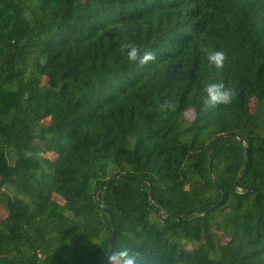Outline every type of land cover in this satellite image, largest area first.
Segmentation results:
<instances>
[{
    "label": "trees",
    "instance_id": "trees-1",
    "mask_svg": "<svg viewBox=\"0 0 264 264\" xmlns=\"http://www.w3.org/2000/svg\"><path fill=\"white\" fill-rule=\"evenodd\" d=\"M0 203V264H104L113 229L141 264H264V0H0Z\"/></svg>",
    "mask_w": 264,
    "mask_h": 264
},
{
    "label": "clouds",
    "instance_id": "clouds-1",
    "mask_svg": "<svg viewBox=\"0 0 264 264\" xmlns=\"http://www.w3.org/2000/svg\"><path fill=\"white\" fill-rule=\"evenodd\" d=\"M121 51L127 56L129 62L144 65L149 61L155 59L151 52H143L131 42H124L121 45ZM225 60V53L223 51H214L209 53L208 61L216 68L223 67ZM207 100L209 103L215 104H229L232 101L233 93L227 89L222 83L211 84L207 87ZM110 261L119 260L121 264H141L140 255L127 248H122L113 252L109 256Z\"/></svg>",
    "mask_w": 264,
    "mask_h": 264
},
{
    "label": "water",
    "instance_id": "water-1",
    "mask_svg": "<svg viewBox=\"0 0 264 264\" xmlns=\"http://www.w3.org/2000/svg\"><path fill=\"white\" fill-rule=\"evenodd\" d=\"M227 136H236L235 134H233V133H228V134H223V135H221V136H219L216 140H215V142H214V144L212 145V147H211V149H213L221 140H223L225 137H227ZM247 158H248V152L246 151V160H247ZM121 177H123V178H131V177H129V176H127V175H121ZM118 178V176L116 175V176H114V177H112L111 179H109L108 181H107V183H106V185H109V184H111L115 179H117ZM142 180V179H141ZM149 186H150V184H149ZM237 186H238V182H237ZM104 189H105V187H103L99 192H98V194H97V198H98V201H99V203L101 204V196H102V193H103V191H104ZM149 195H150V199H152V195H151V190L149 191ZM223 197H224V195L222 196V198H221V200L220 201H218L217 203H215L214 205H212L210 208H208L203 214H208L209 212H211L212 210H214V209H216L220 204H222V202H223ZM114 236H115V234H114V229L112 230V233H111V237H110V240H109V253H108V255H107V257H106V259H105V261H104V264H108V262H109V256H111V254H112V252H113V241H114Z\"/></svg>",
    "mask_w": 264,
    "mask_h": 264
},
{
    "label": "rangeland",
    "instance_id": "rangeland-1",
    "mask_svg": "<svg viewBox=\"0 0 264 264\" xmlns=\"http://www.w3.org/2000/svg\"><path fill=\"white\" fill-rule=\"evenodd\" d=\"M11 26H10V29H12V35L13 37H17L19 35V33L21 32V29H22V26L15 23L13 21V19H11ZM256 100L255 99H252L250 101V108H251V111L254 112L255 108H256ZM186 117L191 120L193 118V111L192 110H189L186 112ZM6 156H7V161L10 165H12L14 163V160H15V154L13 152V150L11 149H6ZM4 191H8V188L7 187H4L3 188ZM10 190V189H9ZM10 194L11 195H14V191L11 189L10 191ZM7 215V212L4 210V207L3 205L0 203V220L3 219L5 216ZM226 238H223V241H225Z\"/></svg>",
    "mask_w": 264,
    "mask_h": 264
}]
</instances>
